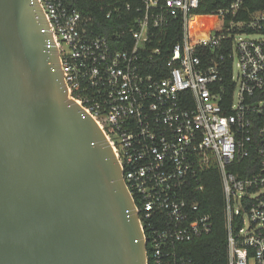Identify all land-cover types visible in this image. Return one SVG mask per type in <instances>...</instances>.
Listing matches in <instances>:
<instances>
[{
  "label": "built area",
  "instance_id": "2783aa9c",
  "mask_svg": "<svg viewBox=\"0 0 264 264\" xmlns=\"http://www.w3.org/2000/svg\"><path fill=\"white\" fill-rule=\"evenodd\" d=\"M101 1L100 12L121 25L111 40L123 50L62 0H37L68 95L99 125L121 168L146 264H195L178 246L208 234L211 222L184 194L201 189L197 177L210 168L222 185L226 264H264V7L223 0L213 13L224 24L193 40L190 15L202 0ZM173 24L180 36L167 59ZM159 59L163 67L152 70Z\"/></svg>",
  "mask_w": 264,
  "mask_h": 264
},
{
  "label": "water",
  "instance_id": "95a60500",
  "mask_svg": "<svg viewBox=\"0 0 264 264\" xmlns=\"http://www.w3.org/2000/svg\"><path fill=\"white\" fill-rule=\"evenodd\" d=\"M37 0H0V264H146L121 168Z\"/></svg>",
  "mask_w": 264,
  "mask_h": 264
},
{
  "label": "trees",
  "instance_id": "16d2710c",
  "mask_svg": "<svg viewBox=\"0 0 264 264\" xmlns=\"http://www.w3.org/2000/svg\"><path fill=\"white\" fill-rule=\"evenodd\" d=\"M64 6L70 9H76L83 16L91 17L94 22V28L97 33L106 37L110 46L114 50H123L125 47L120 43H114L111 40L116 36L121 25L117 20H108L100 12L101 0H62ZM224 6L223 0H202L197 10L190 15V28L194 40L197 37L207 36L214 30H219L224 21L223 16H216L213 12ZM245 6L249 11L260 10L264 7L262 0H246ZM243 19V18H241ZM173 33L167 34V49L163 52L164 57L171 52L174 44L180 36V27L178 24L171 26ZM224 49L228 52V46ZM162 61H156L152 70L162 68ZM230 64L225 67L224 76L229 75ZM250 162L256 166L258 158L256 152H253ZM249 163V159L246 164ZM256 169V167H255ZM241 176L249 175L247 169L241 170ZM197 183L201 189H192L185 192V198L197 205V211L201 215H207L210 218L211 228L208 234L188 243H182L178 246L181 254L189 257L195 264H226V231L224 220V199L219 172L216 168H210L203 171L197 177ZM197 183L193 186H195ZM137 203V200H135Z\"/></svg>",
  "mask_w": 264,
  "mask_h": 264
},
{
  "label": "rangeland",
  "instance_id": "374dc122",
  "mask_svg": "<svg viewBox=\"0 0 264 264\" xmlns=\"http://www.w3.org/2000/svg\"><path fill=\"white\" fill-rule=\"evenodd\" d=\"M260 37H261L260 35H254V36H250V37L245 36V39L259 40ZM235 70H237V69L235 68Z\"/></svg>",
  "mask_w": 264,
  "mask_h": 264
}]
</instances>
